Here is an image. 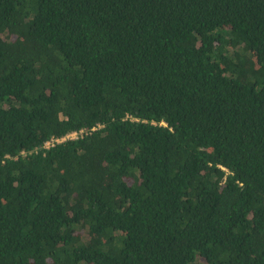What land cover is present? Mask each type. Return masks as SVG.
I'll list each match as a JSON object with an SVG mask.
<instances>
[{
    "label": "trees",
    "instance_id": "trees-1",
    "mask_svg": "<svg viewBox=\"0 0 264 264\" xmlns=\"http://www.w3.org/2000/svg\"><path fill=\"white\" fill-rule=\"evenodd\" d=\"M0 264H264V0H0Z\"/></svg>",
    "mask_w": 264,
    "mask_h": 264
},
{
    "label": "built area",
    "instance_id": "built-area-1",
    "mask_svg": "<svg viewBox=\"0 0 264 264\" xmlns=\"http://www.w3.org/2000/svg\"><path fill=\"white\" fill-rule=\"evenodd\" d=\"M94 129L95 128H93L92 130H94ZM83 133H84V131L80 130L77 132L68 133L66 136H64L62 138H57V139L52 138L44 144V148H49L50 146L54 145L55 143H61V142L66 141V140H75L80 135H82Z\"/></svg>",
    "mask_w": 264,
    "mask_h": 264
}]
</instances>
